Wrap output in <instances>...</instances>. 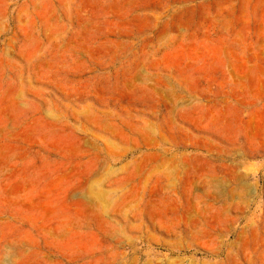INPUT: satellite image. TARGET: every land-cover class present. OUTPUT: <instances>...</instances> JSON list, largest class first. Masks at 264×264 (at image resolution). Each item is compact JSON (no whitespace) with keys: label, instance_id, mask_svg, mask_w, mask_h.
Returning a JSON list of instances; mask_svg holds the SVG:
<instances>
[{"label":"rangeland","instance_id":"374dc122","mask_svg":"<svg viewBox=\"0 0 264 264\" xmlns=\"http://www.w3.org/2000/svg\"><path fill=\"white\" fill-rule=\"evenodd\" d=\"M0 264H264V0H0Z\"/></svg>","mask_w":264,"mask_h":264}]
</instances>
